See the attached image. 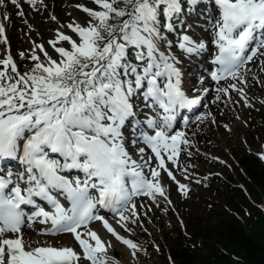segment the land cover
<instances>
[{"label":"snow or ice","instance_id":"6c2138e0","mask_svg":"<svg viewBox=\"0 0 264 264\" xmlns=\"http://www.w3.org/2000/svg\"><path fill=\"white\" fill-rule=\"evenodd\" d=\"M11 3L20 8V0ZM75 7L84 14L61 22L47 43L33 42L30 54L20 51L31 61L25 70L0 50V264H111L112 240L93 222L134 257L146 251L115 225L131 232L129 224L142 223L143 197L173 205V191L190 195L181 177L190 182L193 166L181 167V154L185 146L193 154L191 124L218 123L204 102L213 83L210 103L231 99L230 89L244 95L249 62L259 57L264 68V0H89ZM5 32L0 22L7 43ZM185 57L207 63L189 77ZM182 109L198 114L192 120ZM37 220L50 225L40 233H68L80 250L32 246L24 229Z\"/></svg>","mask_w":264,"mask_h":264},{"label":"rangeland","instance_id":"374dc122","mask_svg":"<svg viewBox=\"0 0 264 264\" xmlns=\"http://www.w3.org/2000/svg\"><path fill=\"white\" fill-rule=\"evenodd\" d=\"M74 3L79 4L81 0H74ZM63 5H59L65 12L61 13L63 19L60 21L58 19L44 20L45 25L50 22L52 23L50 27L56 29L61 26V22L67 23L76 16L74 11ZM78 14H84L83 10H79ZM53 15L57 17L56 14L50 12L48 18L50 19ZM192 19L190 18V21ZM33 36H37L36 43L44 42L38 34ZM26 48L27 45L24 41H15L13 52L17 59L21 58L20 51L30 54ZM0 50H2L1 43ZM13 52L11 51V53ZM259 60L260 58L257 57L253 62H249L250 67H253V64H257V67L254 69L255 79L249 78L244 83V95H240L236 91V93L230 94L231 99L225 95L223 99L210 103L215 94L212 87L213 95L208 97L206 104H208L209 110L216 114L218 123L206 121L200 128H197L195 123L191 124L189 131L195 132L196 138L199 137L201 142L198 144L192 136L191 139L194 142L191 145V152L193 154L187 155V146L184 150V162L193 166L188 169L192 174V180L189 182L191 184L190 195L185 198L182 194L173 191V205L167 204L163 198L160 199L159 205H156L153 201H149L148 197H143L142 205L139 208L141 214L139 219L143 222L129 227L139 237L140 241L136 243L146 251H137L134 257L131 249L127 250L125 246L116 244L114 249L119 260H123L125 264H136V260L147 256V260L144 259L142 264H170L171 260L168 254L171 255L174 248L178 246V242L181 241L180 232V234L185 233L189 237L198 227L216 224L220 219L221 212L230 208L229 186L234 185L237 188L241 186L240 181H242L240 179L241 169L235 160L236 153L242 150L247 151L253 157L255 156L261 164H264V158L259 155L264 152V68L258 67ZM183 63L186 65L191 61L184 60ZM29 64L31 61L25 59V65ZM238 99H243L245 104L238 102ZM204 110L202 108V111ZM224 124H229L231 130L226 129ZM206 129H211L213 133L203 135ZM197 180L200 182L197 183ZM143 204L151 206L146 208ZM206 251L205 247H201L199 253L202 255ZM174 260L178 263L177 259L174 258Z\"/></svg>","mask_w":264,"mask_h":264},{"label":"trees","instance_id":"16d2710c","mask_svg":"<svg viewBox=\"0 0 264 264\" xmlns=\"http://www.w3.org/2000/svg\"><path fill=\"white\" fill-rule=\"evenodd\" d=\"M235 157L248 195L230 185V208L216 224L198 227L189 237L180 232L171 253L177 264H264V164L243 150Z\"/></svg>","mask_w":264,"mask_h":264},{"label":"bare ground","instance_id":"6f19581e","mask_svg":"<svg viewBox=\"0 0 264 264\" xmlns=\"http://www.w3.org/2000/svg\"><path fill=\"white\" fill-rule=\"evenodd\" d=\"M10 2H11L10 0H5V3L0 5V22H3L5 24L6 26L5 35H7L8 37L7 43H5L4 41H0V42L6 48H9V45H10V51L12 52L14 50V45H15L16 40H19L20 42L24 41L25 44L27 45L26 50L29 51L34 46L33 42L37 40V36H33L34 34H38V36H41L43 38L44 43H47L48 39H50L54 35L55 29H52L50 27L52 25V23L50 22L45 25L44 20H53L52 17L50 19L48 18L49 17L48 14L50 12H53L54 14L57 15L58 21L62 20L63 16L61 15V13H65L60 8L62 4H64L63 6H67L69 10L75 11L76 16L79 15L77 11L81 10L75 7V5L77 4L74 3V0H36L35 7H33L31 3H29V0H20V8H22L24 12V15L20 16L19 15L20 8H18L16 5L12 6ZM82 2L89 3V0H82ZM39 3H41V5ZM5 12L10 14L9 19L4 18ZM63 15L66 16V14H63ZM40 19H42L43 21H41ZM10 23H11V26L9 27ZM19 27L20 29H18ZM259 63H260V60H259ZM255 67H257V64H253V67L249 66L248 73H247V80H249V78L255 79L254 77ZM258 67H262L261 64L258 65ZM193 82H195V80H193ZM263 83H264V79H263ZM241 86L243 88L245 87L243 81H241ZM232 90L234 91L235 89H232ZM237 101L242 104H245L243 99L241 100L238 99ZM205 131L203 135H209V133L211 134L213 133L211 129H206ZM193 138L197 141L198 144L199 142H201L199 137L196 138V135L193 136ZM181 155H182L181 167H184L185 166L184 157H183L184 152ZM183 179H184V182L188 183V181L185 178ZM148 200L151 201L150 198H148ZM109 219L110 220L112 219L111 215H109ZM38 224H40L39 220L35 221L32 227L25 228V233H27L26 239L30 240L32 246H36L37 242H39L40 244H44L45 242H48V243H52L57 246H72L75 248L77 246L79 247L78 242L75 241L73 236L72 237L74 241L72 242V244H70L69 241L66 240V239L70 240L69 234H68V238L64 236V234L59 237L51 236L49 234H43V233L39 235L40 232H38V228H37ZM132 225L134 224H129V226H132ZM115 226L117 227V230L121 232V234L127 236L130 239H133L134 241H138V242L140 241L139 237L135 235L134 231L129 232L118 224ZM94 228H96L100 232V234L102 235L105 241L111 239L113 245L115 244L123 245L125 246L127 250H130L127 245L123 244V242L117 240L114 236L107 233V231L102 227L100 222ZM77 250H80V249L78 248ZM107 252H108L109 257L111 258V264H125L123 260L115 259V256L113 255L115 253L113 246L109 247L107 249Z\"/></svg>","mask_w":264,"mask_h":264}]
</instances>
